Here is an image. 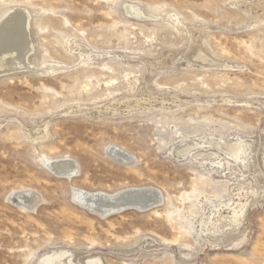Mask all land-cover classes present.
<instances>
[{
    "label": "rangeland",
    "instance_id": "1",
    "mask_svg": "<svg viewBox=\"0 0 264 264\" xmlns=\"http://www.w3.org/2000/svg\"><path fill=\"white\" fill-rule=\"evenodd\" d=\"M9 12L29 50L0 69V264H264V0H0ZM132 188L161 202L103 217L76 192Z\"/></svg>",
    "mask_w": 264,
    "mask_h": 264
},
{
    "label": "bare ground",
    "instance_id": "2",
    "mask_svg": "<svg viewBox=\"0 0 264 264\" xmlns=\"http://www.w3.org/2000/svg\"><path fill=\"white\" fill-rule=\"evenodd\" d=\"M127 11L132 15H136L138 13V9L136 7H128ZM27 18L21 14L9 12L0 21V69L7 68L8 66H11L13 64H20L21 60L28 53L29 47L26 31L28 27ZM15 55H17L16 58L13 57ZM108 151L111 156L127 163L134 162L136 160L131 153L126 151V149L117 146H110L108 148ZM44 165H46L56 174L60 176L65 175L69 178L77 174L78 172V167L73 162L66 163L59 161H48ZM76 192L77 199L80 203L103 217L110 215L116 210H121L123 206H135L141 209L148 206H153L161 202L159 197L157 196V191L150 188H132L116 196H109L102 193L92 194L84 193L81 191ZM27 196H32L31 200H29ZM17 197V200L20 203H23V205L25 204V207H27L28 204L32 205L34 203L36 204L40 202V197L37 194H22L18 195ZM46 260L47 259H45V261Z\"/></svg>",
    "mask_w": 264,
    "mask_h": 264
},
{
    "label": "water",
    "instance_id": "3",
    "mask_svg": "<svg viewBox=\"0 0 264 264\" xmlns=\"http://www.w3.org/2000/svg\"><path fill=\"white\" fill-rule=\"evenodd\" d=\"M129 207H135V206H123L122 208H121V210H116L117 212L118 211H123V210H125V209H127V208H129ZM151 207V206H150ZM145 208H149V206L148 207H145ZM145 208H141V209H145ZM115 212V211H114ZM113 213V212H112Z\"/></svg>",
    "mask_w": 264,
    "mask_h": 264
}]
</instances>
